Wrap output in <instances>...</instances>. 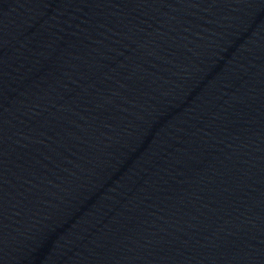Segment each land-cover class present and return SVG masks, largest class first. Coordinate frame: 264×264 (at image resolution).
<instances>
[{"label": "water", "instance_id": "obj_1", "mask_svg": "<svg viewBox=\"0 0 264 264\" xmlns=\"http://www.w3.org/2000/svg\"><path fill=\"white\" fill-rule=\"evenodd\" d=\"M0 264H264V0H0Z\"/></svg>", "mask_w": 264, "mask_h": 264}]
</instances>
